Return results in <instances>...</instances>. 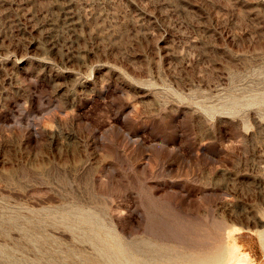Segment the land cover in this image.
I'll use <instances>...</instances> for the list:
<instances>
[{
  "label": "rangeland",
  "instance_id": "obj_1",
  "mask_svg": "<svg viewBox=\"0 0 264 264\" xmlns=\"http://www.w3.org/2000/svg\"><path fill=\"white\" fill-rule=\"evenodd\" d=\"M264 264V0H0V264Z\"/></svg>",
  "mask_w": 264,
  "mask_h": 264
},
{
  "label": "bare ground",
  "instance_id": "obj_2",
  "mask_svg": "<svg viewBox=\"0 0 264 264\" xmlns=\"http://www.w3.org/2000/svg\"><path fill=\"white\" fill-rule=\"evenodd\" d=\"M210 260V258L207 257H199V258H193L191 259L190 263L191 264H206ZM135 264V263H133Z\"/></svg>",
  "mask_w": 264,
  "mask_h": 264
}]
</instances>
